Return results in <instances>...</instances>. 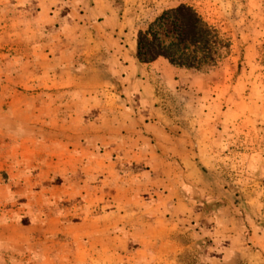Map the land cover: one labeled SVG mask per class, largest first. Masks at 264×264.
Masks as SVG:
<instances>
[{"label":"rangeland","instance_id":"1","mask_svg":"<svg viewBox=\"0 0 264 264\" xmlns=\"http://www.w3.org/2000/svg\"><path fill=\"white\" fill-rule=\"evenodd\" d=\"M181 5L215 65L96 97ZM0 264H264V0H0Z\"/></svg>","mask_w":264,"mask_h":264},{"label":"trees","instance_id":"2","mask_svg":"<svg viewBox=\"0 0 264 264\" xmlns=\"http://www.w3.org/2000/svg\"><path fill=\"white\" fill-rule=\"evenodd\" d=\"M173 24L170 40L165 42L152 26L138 34L137 57L149 63L164 57L171 64L193 70L214 66L217 60L220 37L197 11L181 5L166 11Z\"/></svg>","mask_w":264,"mask_h":264},{"label":"crops","instance_id":"3","mask_svg":"<svg viewBox=\"0 0 264 264\" xmlns=\"http://www.w3.org/2000/svg\"><path fill=\"white\" fill-rule=\"evenodd\" d=\"M121 51L122 49H120V51H118V49L114 50V54H118ZM120 57H122L123 61L120 62L119 69H116V66H114L113 63L110 64V69L112 71V74H116L117 70L121 71V78H110L108 80L102 79L100 83L97 84L94 92L96 94V97L100 95V100H103L104 96L110 97L112 100H119L122 96L124 97V99L130 100L132 98H135L136 96L139 102H141L143 105H148L150 111L157 114L161 112H159V108H157L156 106V102H158L159 100L155 94L154 78L161 77L166 85L168 84L170 87H177L178 85L193 82L194 80H196V78L194 77L196 76V74H194L190 69L177 67L171 64L164 57H160L149 63L141 62L134 52H132V54L130 55L125 56L121 54ZM70 86L72 85L70 84ZM135 99L133 100L135 101ZM134 112L135 110H133L132 113ZM138 115L140 116V114ZM152 129L156 130L155 134H158V132H160V134H163L164 132V129L161 128V123L159 124V126L155 125V127ZM173 136H175V134H173ZM171 146L173 145L166 144L164 147L165 149H170L172 148ZM180 178L181 180H184L183 177ZM173 181L176 180L174 179ZM188 181L190 182L189 179ZM174 189H180V186H176L174 187ZM163 193L166 194V197H163V195H159V199L154 201V204H152V208L150 209H170L167 208V205L168 202L171 201V198L173 199V197H171L170 195L171 192H168L167 194L164 191ZM180 196L181 197L173 200L174 209L177 206L181 205L182 200L180 199H184L183 194H181Z\"/></svg>","mask_w":264,"mask_h":264},{"label":"built area","instance_id":"4","mask_svg":"<svg viewBox=\"0 0 264 264\" xmlns=\"http://www.w3.org/2000/svg\"><path fill=\"white\" fill-rule=\"evenodd\" d=\"M163 19L168 20V21H171L170 18L167 17V16L166 17H163Z\"/></svg>","mask_w":264,"mask_h":264}]
</instances>
